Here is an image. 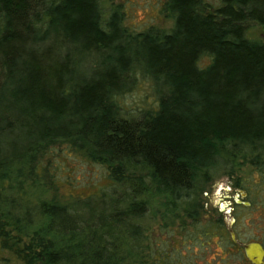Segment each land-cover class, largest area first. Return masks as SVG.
I'll list each match as a JSON object with an SVG mask.
<instances>
[{"label":"trees","instance_id":"obj_1","mask_svg":"<svg viewBox=\"0 0 264 264\" xmlns=\"http://www.w3.org/2000/svg\"><path fill=\"white\" fill-rule=\"evenodd\" d=\"M100 6L0 0V264H189L147 234L155 202L188 252L220 235L204 264H249L221 214L198 219L219 172L248 164L264 181V43L245 37L264 26V0H165L172 26L134 33ZM137 75L156 107L125 117ZM61 145L105 166L107 187L60 200Z\"/></svg>","mask_w":264,"mask_h":264},{"label":"rangeland","instance_id":"obj_2","mask_svg":"<svg viewBox=\"0 0 264 264\" xmlns=\"http://www.w3.org/2000/svg\"><path fill=\"white\" fill-rule=\"evenodd\" d=\"M203 1L215 8L222 5L223 2V0ZM164 2L165 0H100V7L104 17H107L112 9L118 8L122 13V27L129 33H134L144 32L151 28L167 30L172 26L171 19L165 18L162 14ZM245 37L251 41L264 43V26L247 23ZM209 63V56H203L199 60L201 67H205ZM156 103L157 98L153 84L149 78L141 75L136 76L135 84L130 88V91L119 97L121 113L125 117H132L141 110L156 107ZM57 148L61 149L64 154L56 160L59 165L57 178H62L61 186L56 187L60 200L67 199L71 193L81 196L94 195L107 187L105 166L90 162L82 153L71 149L70 151L66 150L68 148L65 145ZM244 186H246L248 194L242 191L241 188ZM47 189L43 190L42 195L45 201H48L54 194L52 189ZM223 190L227 191L223 197L224 203L221 202ZM239 191H241V195L238 198ZM19 194L16 192L15 199H18ZM201 198L203 214L200 215L198 223L203 225L208 219H216L218 214L220 215L218 206L220 204L218 203H223L222 207L228 205L230 211L226 216L225 214L221 216L225 224L233 228L238 242L244 245L251 241H259L264 245V181L260 180L259 175L248 164H241L230 174L219 172L207 186L206 192ZM236 199L243 200L245 204L236 203ZM153 208L155 211L154 220L152 221L151 217L153 216L152 211L149 213V218H146L142 224L148 228L147 234L149 235L154 227L158 244L167 241L168 246L178 247L180 245L179 252L189 264H204V261L210 258L216 260L215 255H218L222 247L220 239L213 237L209 248L203 244L202 247L192 249V253H190L187 250L189 242L180 238L183 233L180 229L177 230V226L181 223L165 225L161 220V214L164 211L159 202H155ZM189 222L186 221L185 224ZM177 231L179 232L177 233ZM205 241L206 239H204ZM228 260L229 264H239L233 255H230ZM216 261L214 262L216 263Z\"/></svg>","mask_w":264,"mask_h":264},{"label":"water","instance_id":"obj_3","mask_svg":"<svg viewBox=\"0 0 264 264\" xmlns=\"http://www.w3.org/2000/svg\"><path fill=\"white\" fill-rule=\"evenodd\" d=\"M234 235L231 233V239L234 240ZM244 253L247 260L251 264H264V249L261 244L252 242L244 246Z\"/></svg>","mask_w":264,"mask_h":264},{"label":"flooded vegetation","instance_id":"obj_4","mask_svg":"<svg viewBox=\"0 0 264 264\" xmlns=\"http://www.w3.org/2000/svg\"><path fill=\"white\" fill-rule=\"evenodd\" d=\"M243 191V190H242ZM222 192H224L223 193V196H222V199H221V202H225V200L223 199V197H224V195H225V192H227V191H225V190H223ZM241 193V191H239V194H237V197L239 198V196L241 195L240 194ZM245 193V192H244ZM245 198H246V193H245ZM242 199H244V198H242ZM235 202L237 203H240V204H245L244 203V201L243 200H239V199H236L235 200ZM223 203H218V204H220V205H218L219 206V210H220V214L222 215V214H225V216L227 215V213H229V211H230V209H229V206L228 205H225V206H223L222 207V204ZM237 207V206H236ZM222 212V213H221ZM227 228H228V230H230V234H229V236H230V239H231V233H233V235H234V240H232V242L233 243H235V244H237L240 248H241V251H242V253H243V256H244V258H245V260L249 263V264H251L248 260H247V258H246V256H245V253H244V246L245 245H247V244H249V243H252V242H256V243H259V244H261L262 245V247H263V249H264V245H263V243H261V242H259V241H251V242H248L247 244H241V243H239L238 242V240H237V237H236V233L233 231V228H230V227H228V225H227ZM232 229V230H231ZM218 239H219V234H216L215 235ZM264 260V259H263Z\"/></svg>","mask_w":264,"mask_h":264}]
</instances>
